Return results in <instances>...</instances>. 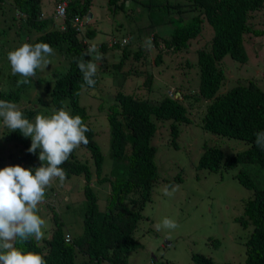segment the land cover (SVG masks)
<instances>
[{
    "label": "trees",
    "instance_id": "trees-1",
    "mask_svg": "<svg viewBox=\"0 0 264 264\" xmlns=\"http://www.w3.org/2000/svg\"><path fill=\"white\" fill-rule=\"evenodd\" d=\"M90 6L91 0H12L11 4L0 0V99L18 103L30 120L37 114L50 115L53 109L67 104L71 113L81 116L89 128L85 134L88 143L80 146L87 151L91 164L76 160L74 150L61 165L66 174L64 181L73 175L83 179L80 199H72L61 187L59 178H54L39 205V215H47L49 219L48 236L17 244L24 250L40 252L47 264L103 261L127 264V255L142 246L134 232L140 222L148 225L152 222L144 212L151 211L153 188L158 182L156 146L176 148L182 124H196L245 146L236 153L203 146L196 169L215 172L239 164L264 168V150L256 145L254 135L264 131V82L262 78L254 81L224 78L226 69L232 74L237 66L247 64L246 42L264 36V0H105L110 27H116L113 19L119 12L138 13L141 21L135 20L132 27L121 24L132 42L129 36L118 39L108 35L106 41L95 45L102 57L99 61L95 60V53L83 55L91 40L98 42V31L106 35L102 28L94 27L100 14H93ZM158 6L177 16L166 22L169 29H164L170 31L168 37H161L155 31L157 25L147 23L146 17ZM60 7L63 15L56 16ZM87 12L91 13L89 17ZM253 19L261 20V29H256ZM149 37L152 50L156 51L151 64L153 70L175 72L160 84L165 91L152 100L136 94L135 88L124 90L125 80L132 76L143 77L142 85L147 93L152 88V72H141L133 66L144 57ZM24 42L48 43L55 54L45 71L38 70L35 79L17 85L23 78L11 74L7 53ZM191 47H194L192 51ZM107 53L116 61L108 63ZM80 59L98 64L94 87L84 82L78 68ZM124 65L128 67L125 70ZM263 66V62L257 63L264 75ZM252 69L249 71L253 75ZM115 77L119 82L115 83ZM109 78L113 83L110 86ZM174 92L180 98H173ZM88 103L96 112L88 110L85 106ZM90 113L98 117L97 123L89 120ZM157 123L161 124L159 129H165L161 136L156 130ZM101 127L104 130L98 129ZM105 141L109 162L104 165L99 142ZM30 144L31 138L24 137L19 130L5 131L0 135V168L14 164L33 169L40 166V150L29 153ZM179 175L168 181L180 183ZM234 178L252 191L242 204V215L234 219L243 228L251 226L242 264H264V185H255L244 171ZM90 181L106 186V191L102 194L98 189L94 191ZM169 182L161 185L169 187ZM77 207H81V232L73 234L65 226L62 214L69 219L71 209ZM65 234L70 236L68 241ZM190 258L194 264H213L202 254L193 253Z\"/></svg>",
    "mask_w": 264,
    "mask_h": 264
},
{
    "label": "rangeland",
    "instance_id": "rangeland-1",
    "mask_svg": "<svg viewBox=\"0 0 264 264\" xmlns=\"http://www.w3.org/2000/svg\"><path fill=\"white\" fill-rule=\"evenodd\" d=\"M11 3L12 0H7V4ZM45 10H49V8L45 7ZM90 10L93 14H100V19L94 23V27L102 28L106 31V35L102 32H97V41H106L105 39L108 35H113V37L118 39L122 36H129L126 28H121V24L124 23V25L132 27L135 25V20L141 21L138 13L126 15L119 12L113 19L117 23L116 27L112 28L110 27V20L107 18L105 0H92ZM151 11L146 17L147 23L157 25L155 31L161 37H168L170 31L164 29L165 27L168 28L166 22L171 18L175 20L177 16L171 15V11H166L162 6L154 7ZM143 21H145V18ZM143 21L140 26L143 25ZM56 22H60V20L57 19ZM260 24L261 20L253 22L255 26ZM24 35L23 33V37ZM128 38L130 42L133 41L132 37L129 36ZM246 45L247 55L249 56L247 64L241 65L234 70L232 75L234 78L241 80L253 77L255 79L261 78L263 70L257 67V63H264V36L250 39L246 42ZM193 48L191 47L190 51ZM144 50V57L140 58L133 66H136L141 72H152V88L147 93L142 85L143 77L132 76L125 80L124 90L129 92L132 88H135L136 94H143L144 97L152 100L158 98L160 93L165 91L160 84L169 80L171 74L175 72L164 69L159 70L158 68L153 70L154 68L151 67V64L156 51L152 50V46L147 44ZM106 55L108 56V63L111 64V62L116 61L110 58L109 53ZM224 61L237 64V62L230 59H224ZM251 67L256 68L251 70L253 75L249 71ZM126 68H128L127 65H124L123 70ZM230 76L231 74L228 72L227 77L230 78ZM113 80L115 83L119 82L116 77ZM110 84L112 85L113 83H111L109 78V86ZM33 95L34 92L31 93V97ZM85 106L89 111H93L90 103ZM88 115L91 122H98V117L95 113ZM160 126L161 124L157 123L158 133L161 136V134L165 133V129H159ZM98 129L104 130L103 127ZM178 130L176 148L172 146L168 148L164 144L156 146L154 161L157 167L158 182L153 188L155 192L151 211L144 212V216L147 215L149 219H152V222L149 225L145 221L140 222L138 231L134 232V236L139 239L142 246L127 255V264H194L190 258L193 253L209 257L213 264H242L244 243L251 226L248 225L243 228L234 219L242 215V204L251 197L252 191L241 186L234 176L238 172L244 171L255 185L262 186L264 185V168L239 164L227 169L220 168L215 172L196 169L197 160L203 151V146L217 147L232 153L244 149L245 146L237 140L214 135L193 123L182 124ZM100 131L98 130V132ZM156 140H158L157 136ZM99 147L104 157L105 165L109 162L108 142H99ZM74 154L76 160L80 162L87 160L91 164L87 151L81 146L75 149ZM106 169H110L109 165L106 166ZM177 174H180V183L168 181L172 180ZM71 179L73 181L62 182L61 187L67 190L68 195L72 199L78 201L81 197L78 185L81 188L83 180L75 176H71ZM92 180H94L93 177ZM161 182H169L171 184L169 187H163ZM89 185L94 191L100 190L101 194L106 191V186H99L94 181H90ZM166 189L168 190V195L164 194ZM76 210H79V213ZM76 210L74 208L71 209L69 219L62 214L65 219V226L73 234L81 232V207H77ZM41 217L45 221L42 226L43 236H48L46 232L48 229V216L42 214ZM166 217L173 219L178 227L174 230L162 228L160 231H156V224L162 223ZM215 242H217V245H215ZM101 264L109 263L103 261Z\"/></svg>",
    "mask_w": 264,
    "mask_h": 264
},
{
    "label": "clouds",
    "instance_id": "clouds-1",
    "mask_svg": "<svg viewBox=\"0 0 264 264\" xmlns=\"http://www.w3.org/2000/svg\"><path fill=\"white\" fill-rule=\"evenodd\" d=\"M62 13L63 10L60 7L57 8L55 15L62 16ZM86 14L89 17L91 13L87 12ZM258 21L252 20V24ZM255 27L261 29V24ZM146 41L150 46L151 38H146ZM99 44L100 41L96 44L91 40L88 50L83 55L91 56L95 53L96 61L102 59L95 46ZM54 54L52 46L45 42L35 44L24 42L10 50L7 53V60L10 64L11 74L23 78L17 81V85L26 84L35 79L38 70L45 71L47 66L52 63L50 57ZM78 68L83 74L84 82L89 87H94L98 64L92 60L80 59ZM238 68L239 66L236 67V69ZM227 73L226 69L225 80L229 79ZM231 77H233L232 74ZM261 78L264 82L263 74ZM250 79L255 80L253 77L244 81ZM235 80L240 81L241 79L235 78ZM175 97L180 98L178 92L173 93V98ZM17 130L24 137L31 138V144L27 149L29 153L35 154L37 149L40 150L38 159L41 164L34 169L22 167L19 164L0 168V264H47L43 254L24 250L17 244H26L33 237L37 240L43 237L42 226L45 221L39 215V205L44 201L45 190L51 185L54 178H59L61 182L64 181L66 174L61 165L81 144L87 145L88 138L85 134L89 128L81 116L71 113L67 104L59 109H53L50 115L37 114L34 120H30L24 115L18 103L0 99V135L5 131ZM254 135L256 145L264 150V131H259ZM73 176L82 179L79 175ZM66 179L72 180L71 177ZM75 182L77 183V181ZM78 188L81 189L79 185ZM164 194H169L167 189ZM177 227V223L167 217L163 219L162 223H157L155 226L156 231H160L162 228L174 230ZM64 239L68 241L70 236L65 234Z\"/></svg>",
    "mask_w": 264,
    "mask_h": 264
}]
</instances>
